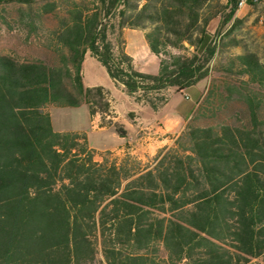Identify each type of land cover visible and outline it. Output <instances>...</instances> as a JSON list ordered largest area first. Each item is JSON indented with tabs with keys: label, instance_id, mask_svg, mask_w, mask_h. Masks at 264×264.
<instances>
[{
	"label": "trees",
	"instance_id": "obj_1",
	"mask_svg": "<svg viewBox=\"0 0 264 264\" xmlns=\"http://www.w3.org/2000/svg\"><path fill=\"white\" fill-rule=\"evenodd\" d=\"M238 3L73 2L50 55L0 54V264H264V62L234 34ZM110 19L143 31L157 73L139 70L122 38L108 39ZM88 51L154 110L164 90L211 78L185 128L150 161L53 127L52 107L87 103L99 127L127 136L110 117L109 91L84 85Z\"/></svg>",
	"mask_w": 264,
	"mask_h": 264
},
{
	"label": "rangeland",
	"instance_id": "obj_2",
	"mask_svg": "<svg viewBox=\"0 0 264 264\" xmlns=\"http://www.w3.org/2000/svg\"><path fill=\"white\" fill-rule=\"evenodd\" d=\"M81 1L89 0H35L31 6L18 3L15 0H0V54H9L20 60L47 57L57 45V33L62 28L61 20L67 16V10L71 3ZM48 2L53 3L55 7L52 12L44 11L43 5ZM237 15L242 18V22H240L234 34H237L250 49L256 51L264 62V0H258L255 5L238 7ZM221 20L222 17H218L211 21L216 23L214 29L208 26L211 33L216 32ZM229 25L224 28V31ZM54 30H57L55 34L53 33ZM107 33L108 39L115 47L120 42L119 39L122 38L127 47V52L135 56L143 68L151 71L157 69L159 65L157 62L147 60L146 54L149 47L142 30L120 29L116 19H110ZM241 51V48H232L229 53L237 54ZM82 75L86 86L101 85L109 91L110 98L117 109V113L112 109L110 117H114V120L125 127L127 132L129 130L130 135L121 137L115 127L99 129L100 120L97 122L91 116L87 103L75 107H52L50 114L55 130L84 132L90 146L97 150L117 148L126 138H129V142L121 146L123 150L113 151L118 156H122L127 151L136 155L132 152L137 148L134 134L138 131L142 132L140 130L142 124H139L141 119H137L139 117L137 113L139 112L142 118L150 119L154 115L153 109L148 105H139L133 97L123 92L109 76L105 66L93 56L86 55ZM210 79L207 78L201 81L198 87H203L205 81L210 82ZM194 89H189L188 93L190 94ZM162 94L168 96L169 106L167 109L177 104H187L192 96L189 95V99H187L184 94L176 92L174 88L164 90ZM96 116L101 119L100 114ZM105 117L109 118L108 115ZM151 159L152 157H148L147 160H141L147 162Z\"/></svg>",
	"mask_w": 264,
	"mask_h": 264
},
{
	"label": "crops",
	"instance_id": "obj_3",
	"mask_svg": "<svg viewBox=\"0 0 264 264\" xmlns=\"http://www.w3.org/2000/svg\"><path fill=\"white\" fill-rule=\"evenodd\" d=\"M209 27L211 29H214L216 27V23L211 22L209 24ZM126 51H127V47H126ZM86 55L92 56L89 52H86L85 57ZM130 55L133 57L134 63L139 70L145 72L157 73L159 65L155 71L147 70L139 64L135 56H133L132 54ZM146 57L148 61L151 60V62L153 61L159 64V58L156 55H154L150 50L147 52ZM82 69H83V65H82ZM199 83L191 86L186 91L181 93V94H188V96L192 95L190 101H188L187 104L184 105L177 104L176 106H172L169 107V109H167L169 106L168 105L169 101H167L162 107L158 108L157 110L153 109L154 115L150 119H145L144 117L142 118L139 112L137 113L139 116L137 119L138 120L141 119V123L139 124H142L140 128L142 132L138 131L137 133L134 134V139L136 140L137 148L132 150V152L135 153L140 159L147 160L148 157H153L160 148L165 146H170L173 144L175 138L185 128L188 120L190 119L196 107L198 106L200 100L204 96L209 81H205V84L201 88L198 87ZM193 88H195L194 91H191L189 94L188 90ZM111 105H112V109L117 113V109L115 108V105L112 100H111ZM139 105L145 106L143 104H139ZM94 118L97 120V122H99L100 120L99 116H94ZM98 128L105 129L108 127H98ZM127 135H130L129 130ZM128 140L129 138L128 139L126 138V140L122 144H120L117 148H112L111 150H117V149L123 150V147L121 148V146L129 142Z\"/></svg>",
	"mask_w": 264,
	"mask_h": 264
},
{
	"label": "built area",
	"instance_id": "obj_4",
	"mask_svg": "<svg viewBox=\"0 0 264 264\" xmlns=\"http://www.w3.org/2000/svg\"><path fill=\"white\" fill-rule=\"evenodd\" d=\"M253 1H257V0H253ZM247 3H248V0H239L238 7L242 8V7L246 6ZM184 96H185V98L189 99L188 94H184Z\"/></svg>",
	"mask_w": 264,
	"mask_h": 264
}]
</instances>
